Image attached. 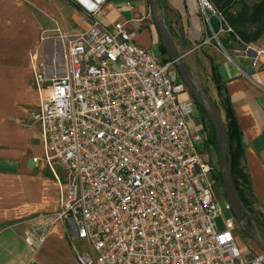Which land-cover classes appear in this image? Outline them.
<instances>
[{"label":"built area","instance_id":"2783aa9c","mask_svg":"<svg viewBox=\"0 0 264 264\" xmlns=\"http://www.w3.org/2000/svg\"><path fill=\"white\" fill-rule=\"evenodd\" d=\"M102 1L76 0L88 27L58 31L65 39V72L50 79L46 94L45 73L33 72L39 103L31 117L43 145L42 157L33 161L43 162L61 187L50 216L65 226L75 260L264 264L262 251L244 257L232 213L218 229L221 172L199 153L209 123L173 61L138 45L123 23L103 24ZM198 4L214 38L233 32L208 0ZM143 18L134 21L136 28ZM256 52L264 55V45ZM222 205L231 212L227 199Z\"/></svg>","mask_w":264,"mask_h":264},{"label":"crops","instance_id":"0c3cea01","mask_svg":"<svg viewBox=\"0 0 264 264\" xmlns=\"http://www.w3.org/2000/svg\"><path fill=\"white\" fill-rule=\"evenodd\" d=\"M2 2L0 264H78L65 226L60 221L52 222L50 216L58 210L61 187L43 162L33 161L34 157H42L43 145L40 127L31 114L39 103L34 69L43 71L47 77L43 94L48 92L50 79L65 72V39L50 37L51 30L58 24L62 33H77L88 27V20L80 19L79 5L73 1L66 0L67 7L56 15L58 23L44 7L36 6L27 19L23 11L5 10ZM158 4L177 50L217 102L215 78L220 81L242 131V159L251 185L246 195L248 205L256 204L264 213V55L256 52L264 45V32L253 43L239 42L228 33L214 38L200 16L198 0H158ZM143 16L136 28L134 21ZM99 18L108 27L123 23L134 30L138 45L152 50L161 59L167 58L152 21L149 0H103ZM42 35L48 37L42 39ZM205 38L211 39L203 43ZM196 44L199 47L189 52ZM206 147L204 157L216 164L219 148L209 143ZM240 247L245 258L257 254Z\"/></svg>","mask_w":264,"mask_h":264},{"label":"water","instance_id":"95a60500","mask_svg":"<svg viewBox=\"0 0 264 264\" xmlns=\"http://www.w3.org/2000/svg\"><path fill=\"white\" fill-rule=\"evenodd\" d=\"M152 21L157 28L168 59L173 61L181 78L185 82L188 91L194 101L200 105L209 119L219 148L218 165L221 172L225 196L231 207V213L256 246L264 253V235L259 227L256 217L250 208L246 207L238 194L231 173L230 144L224 126L223 117L215 101L209 96L202 86L189 64L183 59V55L176 48L170 29L163 15L159 11L158 0H149Z\"/></svg>","mask_w":264,"mask_h":264},{"label":"trees","instance_id":"16d2710c","mask_svg":"<svg viewBox=\"0 0 264 264\" xmlns=\"http://www.w3.org/2000/svg\"><path fill=\"white\" fill-rule=\"evenodd\" d=\"M208 1L215 7L218 12H220L224 16L225 21L232 28L233 32L229 33L230 38L242 43H253L262 36L264 32V0H259L253 4H248L246 0ZM210 24L214 31L218 30L219 22L216 17H212L210 19ZM221 43L224 44L223 41H221ZM162 52L165 53L163 45ZM215 83L217 88V96L219 99L218 102L215 103L219 110L222 111L224 126L230 144L232 177L239 196L241 197L246 207L250 208L248 205L245 189L251 191V185L242 159L244 151L242 131L238 125L229 99L226 95H224V91H222L220 81L215 78ZM197 106L202 114V117L209 123L210 135L207 143L214 144L216 145V147H218L215 132L209 119L207 118L203 108L198 104ZM256 219L259 223L262 234H264V216L261 217V219Z\"/></svg>","mask_w":264,"mask_h":264},{"label":"rangeland","instance_id":"374dc122","mask_svg":"<svg viewBox=\"0 0 264 264\" xmlns=\"http://www.w3.org/2000/svg\"><path fill=\"white\" fill-rule=\"evenodd\" d=\"M67 1H71V2L73 1L74 3H77L76 0H67ZM257 1H259V0H246V2L248 4H253ZM2 6H4L5 10H10V11L16 10L17 12H20V11L25 12L27 19H29L31 17V15L33 14V10L35 8H38L36 6H41V7H44L45 9H47L50 18L52 20H54L56 23H58V19H57L56 15L59 14L58 12L60 10L67 7V3H66V0L65 1H63V0H3ZM198 6H199V4H198ZM43 11H45V10H43ZM199 12H200V16L204 20L205 18L203 16L202 12L201 11H199ZM78 14L80 15L81 11ZM43 15H44V13H43ZM59 30H61V28L57 24V26H55V28H53L51 30L53 33L49 36L50 37L56 36L59 33L58 32ZM47 37L48 36H45V35L41 36L42 39L47 38ZM42 56L44 59L45 58V52L44 51H43ZM161 60H165V59H161ZM215 102L217 103V101H215ZM207 152H208V150H207L206 146L203 148H199V153H200L201 158L204 159L205 158L204 156H207ZM216 164L218 165V161L216 162ZM55 169H56V172L62 176V174H63L62 171L57 167ZM245 191H246V194H248L249 191L246 189H245ZM217 197L220 199L222 198L220 200L222 212H221V215H219L216 219L218 229L221 230L223 228V224H222L223 218H227L231 215V212L229 210L225 209L224 206L222 205L223 199H226L224 186L221 185L218 188ZM249 207L252 210L253 215L256 218L261 219V217L264 216V213L261 211V208L258 205L249 203ZM234 235H235L236 243L239 246H242L245 249H251V251L253 253H255V251H256V253H261L260 249L256 246L255 242L243 232L242 228L238 224L235 227Z\"/></svg>","mask_w":264,"mask_h":264},{"label":"bare ground","instance_id":"6f19581e","mask_svg":"<svg viewBox=\"0 0 264 264\" xmlns=\"http://www.w3.org/2000/svg\"><path fill=\"white\" fill-rule=\"evenodd\" d=\"M79 1H81L83 3H87L88 2V0H79Z\"/></svg>","mask_w":264,"mask_h":264},{"label":"flooded vegetation","instance_id":"af4514ba","mask_svg":"<svg viewBox=\"0 0 264 264\" xmlns=\"http://www.w3.org/2000/svg\"><path fill=\"white\" fill-rule=\"evenodd\" d=\"M222 186H223V184H222ZM237 224H238V222H237ZM239 225V224H238Z\"/></svg>","mask_w":264,"mask_h":264}]
</instances>
